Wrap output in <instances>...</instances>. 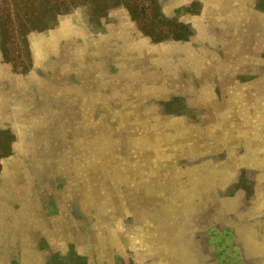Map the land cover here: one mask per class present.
<instances>
[{"label": "rangeland", "instance_id": "374dc122", "mask_svg": "<svg viewBox=\"0 0 264 264\" xmlns=\"http://www.w3.org/2000/svg\"><path fill=\"white\" fill-rule=\"evenodd\" d=\"M223 1L0 0V264H264V0Z\"/></svg>", "mask_w": 264, "mask_h": 264}, {"label": "bare ground", "instance_id": "6f19581e", "mask_svg": "<svg viewBox=\"0 0 264 264\" xmlns=\"http://www.w3.org/2000/svg\"><path fill=\"white\" fill-rule=\"evenodd\" d=\"M217 1H218V0H217ZM221 1H223V0H221ZM229 1H230V0H229ZM233 1H235V0H233ZM209 2H211V0H209ZM212 2H213V0H212ZM223 2H224V1H223ZM248 2H249V1H248ZM216 3H217V2H216ZM218 3H219V2H218ZM218 3H217L216 6L219 5ZM233 3H234V2H233ZM233 3L231 2V4H232L233 7H234L235 5L237 6V0H236V2H235V3H236L235 5H234ZM209 4H210V3H209ZM228 4H229V3H228ZM239 4H240V3H239ZM239 4H238V5H239ZM241 4H242V1H241ZM241 4H240V5H241ZM246 4H247V3H246ZM246 4H245V1H244V5H245V7H246ZM248 5H249V4H248ZM210 6H211V5H210ZM220 6H221V5H220ZM224 6L226 7V3H225V5H223V10L225 9ZM229 6H230V4H229ZM229 6H228V7H229ZM232 6H231L232 10H238V12L241 11V12H243V14H244V11H242L243 8H240L241 10H240V9H236V8L233 9ZM236 6H235V7H236ZM212 7H214V6L212 5ZM238 7H240V6H238ZM238 7H237V8H238ZM242 7H243V6H242ZM245 7H244V8H245ZM247 7H248V6H247ZM247 7H246V8H247ZM210 8H211V7H210ZM214 8H215V7H214ZM218 8H219V6H218ZM229 8H230V7H229ZM231 8H230V9H231ZM230 9H228V10H230ZM214 10H215V9H214ZM216 10H217V7H216ZM219 10H220V9H219ZM219 10H218V11H219ZM223 10H222V11H223ZM226 10H227V8H226ZM244 10L246 11V9H244ZM209 11H210V10H209ZM222 11H220V13H223ZM230 11H231V10H230ZM248 11H249V10H248ZM226 12H227V11H226ZM233 12H236L238 15L240 14V13H238L237 11H233ZM215 13H216V11H215ZM224 13H225V11H224ZM227 13H228V12H227ZM246 13H248V12H246ZM213 14H214V13H213ZM241 14H242V13H241ZM250 14H251V13H250ZM250 14H245V15L249 16ZM223 15H224V14H223ZM225 16H226V15H225ZM229 16L231 17V14H230ZM235 16H236V15H235ZM240 16H241V15H240ZM240 16H239V17H240ZM247 16H246V19H241V18H239V19H240V23H241V22H244V21H241V20H246V21H247V18H248ZM213 17H214V16H212V18H213ZM219 17H220V16H219ZM219 17H218L217 19H221V18H219ZM221 17H222V16H221ZM233 17H234V16H233ZM233 17H232L231 20H233ZM236 17H238V16H236ZM244 17H245V16H244ZM222 18H223V17H222ZM226 18H227V16H226ZM251 18L253 19V15H252ZM210 19H211V18H210ZM217 19L215 18V20H217ZM239 19L237 20V19H235V17H234V20H237L238 23H239ZM212 20H213V19H211V21H212ZM224 20H225V19H224ZM231 20H230L229 17H228L227 22H229V21H231ZM234 20H233V22L235 23ZM250 20H251V19H249V21H250ZM253 20H254V19H253ZM253 20H251V21H253ZM255 20L257 21V20H259V18H258V19L255 18ZM255 20H254V21H255ZM254 21H253L254 24L252 23L253 25L251 24V26H255V22H254ZM259 21H260V20H259ZM261 21H264V20H261ZM199 22H200V21H199ZM201 22H202V21H201ZM222 22H223V20H222ZM224 22H225V21H224ZM236 23H237V22H236ZM236 23H235V24H236ZM240 23H239V24H240ZM244 23H245V22H244ZM248 23H249V22L245 23V25H246V24H247V25L250 24V23H249V24H248ZM260 23H261V22H260ZM206 24H207V23H206ZM239 24H237V25L239 26ZM258 24H259V23H258ZM197 25H198V24H197ZM222 25H223V24H222ZM240 25H243V24H240ZM261 25H262V24H261ZM263 25H264V24H263ZM263 25H262L261 28H264ZM198 26H199V25H198ZM227 26H228V25H227ZM227 26H226V27H227ZM230 26H231V25H230ZM238 26H237V29H240V28L242 27V26H241V27L239 28ZM251 26H250V28H251ZM257 26L259 27V25H257ZM226 27H225V28H226ZM197 28H198V27H197ZM200 28H201V27H200ZM200 28H199V29H200ZM230 28H231V27H230ZM244 28H245V27H244ZM246 28H247V27H246ZM252 28H253V27H252ZM254 28H255V27H254ZM237 29L234 28L235 31H238ZM241 29H242V28H241ZM252 30H253V29H252ZM252 30H250V32H251ZM201 31H203V30L201 29ZM241 31L243 32V30H241ZM241 31H238V32H241ZM253 31L255 32V30H253ZM258 31H259V30H258ZM233 32H234V31H233ZM233 32H232V36L235 35V33L233 34ZM238 32H237V33H238ZM246 32H247V30H246L244 33H246ZM262 32H263V31H262ZM262 32H261V33L259 32V33L262 34ZM251 33H252V32H251ZM251 33L248 32V35H249V34L251 35ZM259 33H258V36H257V37H261V36H259ZM263 34H264V32H263ZM263 34H262V35H263ZM203 35H204V33H203ZM239 35H241V34L239 33ZM245 35H247V33H246ZM245 35H244V36H245ZM248 35H247V36H248ZM250 35H249V36H250ZM235 36H236V37H235ZM235 36H234V37L237 38V34H236ZM241 36H242V35H241ZM255 36H256V34L254 35V34L252 33V37H255ZM257 37H255V44H256ZM242 38H243V37H242ZM238 39H239V38H238ZM243 39H244V38H243ZM248 39H249V38L246 39L247 42H249ZM250 39H251V38H250ZM258 39H262V40H263V38H258ZM236 41H237V39H236ZM242 41H243V40H242ZM242 41H240V42L242 43ZM259 41H260V40H259ZM263 41H264V40H263ZM225 42H226V41H225ZM226 43H228V42H226ZM229 43H230V42H229ZM257 43L259 44L260 42H257ZM238 45H239V44H238ZM246 45H247V44H246ZM246 45H245V46H246ZM38 46H39V44H38ZM226 46H227V45H226ZM235 46H236V44H235ZM241 46H242V44H241ZM142 47H143V46H142ZM142 47H141V49H144V48H142ZM228 47H229V46H228ZM142 51H143V50H141L140 52H142ZM161 52H162V51H161ZM134 53H135V52H134ZM136 53H137V52H136ZM136 53H135V54H136ZM156 53H157V52H156ZM164 53H165V52H164ZM178 53H179V52H178ZM198 53H199V52H198ZM202 53H203V52H202ZM147 54L149 55L150 52L147 53ZM152 54H154V53H152ZM160 54H161V53H160ZM179 54H180V53H179ZM186 54H187V56H189L188 52H187ZM136 55H137V54H136ZM139 55H142V54L140 53ZM139 55H138V57H140ZM148 55H147V58H148ZM158 55H159V54H158ZM183 55H185V54H183ZM203 55H204V53H203ZM133 56H135V55H133ZM153 56H154V55H153ZM185 56H186V55H185ZM185 56H183V57H185ZM187 56H186V57H187ZM190 56H191V55H190ZM190 56H189V57H190ZM194 56L196 57V54H195ZM149 57H150V55H149ZM186 57H185L184 59H186ZM192 57H193V56H192ZM192 57H191V58H192ZM195 57H194V58H195ZM197 57H198V55H197ZM142 58H143V57H142ZM152 58H153V57H152ZM159 58H161V56H160ZM159 58H158V59H159ZM175 58H177V56L174 57L173 59H175ZM194 58H193V60H196V58H195V59H194ZM206 58H207V57H206ZM135 59H136V58H135ZM135 59H134V60H135ZM139 59L141 60V58H139ZM149 59H150V58H149ZM154 59H155V58H154ZM161 59H162V58H161ZM187 59H188V57H187ZM200 59H201V57H200ZM208 59H209V58H208ZM210 59H212V58H210ZM146 60H148V59H146ZM163 60H164V59H163ZM170 60H171V59H170ZM176 60H177V59H176ZM180 60H181V59H180ZM189 60H190V59H189ZM189 60H187V61H189ZM204 60H207V59H204ZM204 60L201 59L200 61H204ZM129 61H130V60H129ZM148 61H149V60H148ZM154 61H155V60H154ZM158 61H160V59H159ZM168 61H169V60H168ZM182 61H183V60H182ZM190 61H191V60H190ZM198 61H199V60H198ZM210 61L213 63L214 60L212 59V60H210ZM210 61L208 60V63H211ZM130 62H131V61H130ZM135 62H137V61H135ZM138 62H140V61L138 60ZM138 62H137V63H138ZM149 62L152 63L151 60H150ZM171 62H172V61H171ZM174 62H176V61L174 60ZM174 62L171 63V64L174 65V64H175ZM178 62H179V61H178ZM142 63H143V62H142ZM150 63H149V64H150ZM156 63H157V61H156ZM156 63H155V64H156ZM187 63H188V62H187ZM187 63H184V64L186 65ZM192 63L195 64L194 62H192ZM214 63H215V62H214ZM153 64H154V63H153ZM153 64H152V65H153ZM165 64L168 65L167 63H165ZM193 64H192V65H193ZM199 64H200V63H199ZM216 64H218V63H216ZM157 65H158V64H157ZM189 65H190V64H189ZM192 65H190V66H192ZM205 65H206V63H205ZM214 65H215V64H214ZM214 65H213V66H214ZM218 65H219V64H218ZM226 65H227V64H226ZM150 66H151V65H150ZM169 66H170V64H169ZM175 66H177V63H176ZM193 66H194V65H193ZM221 66H222V64H221ZM224 66H225V65H224ZM224 66H223V67H224ZM162 67H163V66H162ZM173 67H174V66H173ZM184 67H185V66H184ZM195 67H196V65H195ZM197 67H198V66H197ZM216 67H220V65H219V66H216ZM216 67H215V68H216ZM153 68H155L154 65H153ZM187 68H188V67H187ZM189 68H190V67H189ZM207 68H208V67H207ZM213 68H214V67H213ZM161 69H162V68H161ZM167 69H168V68H167ZM193 69H194V68H193ZM208 69H209V68H208ZM208 69H206V71H207ZM220 69H221V68H220ZM134 70H135V69H134ZM143 70H145V69H143ZM143 70H141V72H142ZM150 70H152V69H150ZM172 70H173V69H172ZM195 70H196V69H195ZM197 70H198V69H197ZM197 70H196V71H197ZM200 70H202V69H200ZM203 70H204V69H203ZM209 70H210V69H209ZM222 70H223V69H222ZM225 70H226V69H225ZM136 71L138 72V69H137ZM157 71H158V70H157ZM196 71H195V73H196ZM206 71H205V72H206ZM210 71H211V70H210ZM137 72H136V73H137ZM143 72H144V71H143ZM152 72H153V71H152ZM176 72H177V69H176ZM176 72H175V73H176ZM198 72H199V70H198ZM198 72H197V73H198ZM156 73H158V72H156ZM165 73H166V72H165ZM167 73H168V72H167ZM175 73H174V74H170V75H176ZM192 73H193V72H192ZM197 73H196V74H197ZM203 73H204V72H203ZM146 74H147V73H146ZM148 74H149V73H148ZM148 74H147V75H148ZM158 74H159V73H158ZM161 74H162V72H161ZM208 74H209V72L207 73V75H208ZM154 75H155V74H154ZM154 75H153V76H154ZM194 75H195V74H194ZM200 75H201V74H200ZM200 75H199V77H200ZM204 75H205V73H204ZM207 75H206V76H207ZM144 76H146V75H144ZM151 76H152V75L149 76L150 79L153 78V77L151 78ZM165 76H166V75H165ZM177 76H178V73H177V75L175 76V78H176ZM179 76H180V75H179ZM196 76H197V75H195V77H196ZM206 76H205V80L207 79ZM132 77H133V76H132ZM142 77H143V75H142ZM168 78H170V77H168ZM177 78H178V77H177ZM177 78H176V79H177ZM137 79H138V78H137ZM142 79H143V78H142ZM147 79H148V78H147ZM178 79H179V78H178ZM134 80H135V79H134ZM148 80H149V79H148ZM153 80H154V79H153ZM155 80H156V79H155ZM157 80H158V79H157ZM161 80L164 81L163 79H161ZM161 80H160V81H161ZM201 80H202V78H201ZM208 80H209V78H208ZM135 81H136V80H135ZM146 81H147V80H146ZM166 81H168V80H166ZM173 81H174V79H173ZM173 81H172V82H173ZM142 82H143V81H142ZM170 82H171V81H170ZM174 82H175V81H174ZM199 82H201V81H199ZM136 83L139 84L138 82H136ZM146 83H147V82H146ZM146 83H145V84H146ZM152 83H153V82H152ZM157 83H158V82H157ZM162 83H163V82H162ZM168 83H169V82H168ZM176 83H177V80H176ZM178 83H179V82H178ZM202 83H203V82H202ZM15 84H16V83H15ZM148 84H150V83H148ZM159 84H160V82H159ZM200 84H201V83H200ZM205 84H206V83H205ZM139 85H140V84H139ZM143 85H144V84H143ZM163 85H164V84H162V87H163ZM201 85H202V84H201ZM147 86H148V85H147ZM167 86H168V85H167ZM169 86H170V83H169ZM171 86H172V85H171ZM204 86H205V85H204ZM206 86H207V85H206ZM206 86H205V87H206ZM144 87H145V86H144ZM155 87H156V86H155ZM205 87H203V89H204ZM148 88H149V86H148ZM163 88H164V87H163ZM139 89H140V88H139ZM142 89H143V88H141V90H142ZM146 89H147V88H145V90H146ZM147 90H148V89H147ZM150 90H151V89H150ZM164 90H165V89H164ZM166 90H167V89H166ZM159 91H160V90H159ZM162 91H163V89H162ZM263 91H264V90H263ZM199 92H200V91H199ZM201 92H202V94L206 95L205 93H203L202 90H201ZM201 92H200V93H201ZM160 94H161V91H160ZM238 94H239V93H238ZM259 94H262V92L259 93ZM157 95H158V94H157ZM200 95H201V94H199V96H200ZM243 96H244V95H243ZM205 97H207V95H206ZM205 97H204V98H205ZM247 97H248V96H247ZM239 98H241V97L239 96ZM260 98H261V97H260ZM6 99H7V98H6ZM90 99H91V98H90ZM199 99H200V97H199ZM201 99H202V97H201ZM206 99H207V98H206ZM237 99H238V98H237ZM237 99H236V101H237ZM241 99H242V98H241ZM251 99H252V97H251ZM251 99H250V100H251ZM7 100H8V99H7ZM91 100H92V99H91ZM254 100H255V99H254ZM92 101H94V100H92ZM96 101H97V100H96ZM96 101H95V103L98 104V102H96ZM240 101H241V100H240ZM18 102H19V100H18ZM89 102H90V100H89ZM89 102H88V103H89ZM238 102H239V101H238ZM248 102H249V100H248ZM248 102H247V100H246V103H247V104H248ZM88 103H87V104H88ZM233 104L235 105V103H233ZM259 104H260V102H259ZM89 105H90V103H89ZM238 105H240V103H239ZM249 105H250V104H249ZM251 105H252V103H251ZM261 105H264V104H261ZM19 106H21V105H19ZM19 106H18V107H19ZM78 106H79V105H78ZM98 106H99V105H98ZM98 106H97V107H98ZM235 106H236V105H235ZM241 106L244 107L245 105H241ZM247 106H248V105H247ZM21 107H23V106H21ZM88 107H89V106H88ZM90 107H91V106H90ZM90 107H89V108H90ZM239 107H240V106H236V107H233V108L238 109ZM250 107H251V106H250ZM252 107H254V105H252ZM252 107H251V108H252ZM258 107H260V105H259ZM76 108H77V107H76ZM93 108H94V107H93ZM93 108H92V109H93ZM261 108L263 109V106H262ZM18 109H19V108H18ZM83 109H84V107H83ZM86 109H87V108H86ZM90 109H91V108H90ZM94 109H95V108H94ZM236 109H235V110H236ZM258 109H260V108H258ZM22 110H24V109H22ZM73 110H74V109H72V111H73ZM235 110H232V111H235ZM240 110H241V109H240ZM244 110H245V109H244ZM18 112H19V111H18ZM82 112H83V110H81L79 113H82ZM235 112H236V111H235ZM84 114H85V113H84ZM243 114H245V113H243ZM85 115H86V114H85ZM87 115H88V114H87ZM89 115H90V114H89ZM235 115H236V114H235ZM235 115H234V116H235ZM237 115H238V114H237ZM246 115H247V114H246ZM73 116H74V115H73ZM81 116H82V115H81ZM239 116H240V114H239ZM239 116H238V117H239ZM79 117H80V116H79ZM84 117H85V116H84ZM86 117H87V116H86ZM240 117H242V115H241ZM246 117H247V116H246ZM73 119H74V118H73ZM87 120H88V119H87ZM70 121H72V120H70ZM83 121H84V120H82L81 123H82ZM85 121H86V120H85ZM73 122H74V121H73ZM73 122H72V123H73ZM77 122H78V121H77ZM77 122H76V123H77ZM83 123H84V122H83ZM74 124H75V123H73V125H74ZM75 125H76V124H75ZM82 126H83V125H82ZM82 126H81V127H82ZM76 127H77V125H76ZM87 127H88V126H87ZM87 127H85V128L88 129ZM84 130H85V129H84ZM78 131H79V130H78ZM81 131H82V130H81ZM88 131H89V130H88ZM88 131H87V132H88ZM88 133H89V132H88ZM90 133H91V132H90ZM241 134H242V131H241ZM246 134H247V133H246ZM87 135H88V134H87ZM239 135H240V134H239ZM254 136H255V135H254ZM254 136H252V137H254ZM258 136H259V135H258ZM258 136H256V137H258ZM86 137H87V136H86ZM233 137H234V136H233ZM246 137H247V136H246ZM90 138H92V137H90ZM94 138H95V137H94ZM96 138H97V137H96ZM234 138H235V137H234ZM234 138H233V139H234ZM237 138H238V136L236 137V139H237ZM85 139H86V138H85ZM87 139H88V138H87ZM246 139H247V138H246ZM253 139H255V138H253ZM81 140H83V139L81 138ZM247 140H248V139H247ZM86 141H88V140H86ZM235 141H237V140H235ZM248 141H249V140H248ZM28 143H29V142H28ZM96 144H97V143H96ZM254 148H256V147H254ZM254 150H255V149H254ZM78 153H79V152H78ZM248 153H249V152H248ZM254 154H255V153H254ZM78 155H79V154H78ZM250 155H251V154H250ZM81 156H83V154H81ZM30 157H31V156H30ZM76 158H78V157H76ZM84 158H85V160H87L88 157H87V158L84 157ZM31 160H32V158L30 159V161H31ZM79 160H81V158H79ZM82 160H84V159H82ZM82 160H81V161H82ZM32 161H33V160H32ZM32 161H31V162H32ZM33 162H34V161H33ZM85 162H86V161H84V162H82V163H85ZM87 162H89V161H87ZM87 164H88V163H87ZM87 164L85 163V165H87ZM83 168H85V167H83ZM85 169H86V168H85ZM84 171H86V170H84ZM19 187H20V186H19ZM20 189H21V188H20ZM21 190H22V189H21ZM18 191H19V190H18ZM5 194H6V193H5ZM10 194H13V193H10ZM15 194H16V193H15ZM26 194H27V193H26ZM13 196H14V195H13ZM13 196H12V197H13ZM24 196H25V195H24ZM16 197H17V196H16ZM13 198H14V197H13ZM22 198H23V197H22ZM17 199H18V197H17ZM19 199H21V198H19ZM22 200H23V199H21V201H22ZM19 201H20V200H19ZM1 203H2V202H1ZM19 203H20V202H19ZM23 204H24V203H23ZM0 205H1V204H0ZM2 207H3V206H2ZM2 207H0V208H2ZM2 213H3V212H2ZM2 213H1V214H2ZM27 213H28V212H27ZM22 215H23V214H22ZM27 215H28V214H27ZM25 217H26V215H25ZM21 218H22V216H21ZM23 218H24V216H23ZM23 218H22V219H23ZM26 219H27V218H26ZM24 220H25V218H24ZM18 221H19V220H18ZM104 228H105V227H104ZM103 230H104V229H103ZM103 230H102V232H103ZM106 230H107V229H106ZM109 230H110V229H109ZM104 231H105V230H104ZM114 231H115V230H114ZM114 231H113V232H114ZM177 231H178V230H176V232H177ZM108 232H109V231H108ZM103 233H104V232H103ZM105 233H107V231H105ZM115 233H116V232H115ZM6 235H7V234H6ZM100 235H101V234H100ZM104 236H106V235H103V237H104ZM109 236H110V235H109ZM112 237H113V236H112ZM114 237H117V236L115 235ZM6 238H7V236H6ZM100 238H102V237H100ZM105 238H106V237H104V239H105ZM102 239H103V238H102ZM104 239H103V240H104ZM112 239H113V238H112ZM114 239H116V238H114ZM110 240H111V239H110ZM116 240H117V239H116ZM117 241H118V240H117ZM98 243H99V241H98ZM101 243H102V244H100V245H104V242H103V241H102ZM118 243H120V242H118ZM94 244L97 245V242L94 243ZM1 255H2V254H1Z\"/></svg>", "mask_w": 264, "mask_h": 264}]
</instances>
